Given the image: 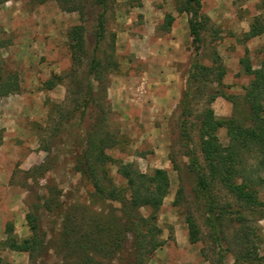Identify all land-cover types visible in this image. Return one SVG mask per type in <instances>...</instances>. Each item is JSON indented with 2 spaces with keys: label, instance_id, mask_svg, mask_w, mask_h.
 Wrapping results in <instances>:
<instances>
[{
  "label": "rangeland",
  "instance_id": "rangeland-1",
  "mask_svg": "<svg viewBox=\"0 0 264 264\" xmlns=\"http://www.w3.org/2000/svg\"><path fill=\"white\" fill-rule=\"evenodd\" d=\"M91 1L0 0V89L10 90L0 95V264H62L51 253L45 259L17 248L32 238L53 246L65 215L80 222L85 212H95L104 222L119 206H88L95 181L90 170L97 183L123 190L128 200L119 172L124 167L147 176L162 170L168 179L159 209L139 210L143 218L153 216L160 243L142 264H235L232 254L243 246L264 262V220L225 216L221 249L212 242L181 133L184 128L189 148L208 173L202 123L234 117L249 124L244 93L252 76L246 67L259 68L264 31L245 35L255 23L264 29L260 0L201 1L199 44L190 34L193 17L184 0H106L96 77L88 75L99 12ZM89 136L104 149L102 165L93 160ZM216 137L222 147L228 145L225 128ZM244 161L245 176L262 178L253 191L264 203L257 159L245 155ZM211 182L216 204L237 209L235 197ZM44 199H55L54 213L41 208ZM188 218L197 227L195 243L188 239Z\"/></svg>",
  "mask_w": 264,
  "mask_h": 264
},
{
  "label": "trees",
  "instance_id": "trees-1",
  "mask_svg": "<svg viewBox=\"0 0 264 264\" xmlns=\"http://www.w3.org/2000/svg\"><path fill=\"white\" fill-rule=\"evenodd\" d=\"M201 1L203 0H184L185 10L193 17V21L189 24L190 34L197 44L200 42L201 31L197 9ZM91 4L97 7L99 12L96 16L94 49L88 75L96 77L100 65L96 58V48L105 38L106 0H92ZM260 5L264 13V0H260ZM166 19L167 23L171 21L169 16H166ZM263 31L264 29L258 23L252 24L245 38L250 39L259 36ZM195 53H197V49ZM194 64L195 61H193L191 68H194ZM246 74L252 76V81L244 93L249 124L243 125L234 117L228 120L209 119L202 123L201 152L207 159L208 173H205L199 165L195 153L189 148L190 142L185 135L184 128L181 129L182 137L188 147V167L195 176L196 194L205 215L206 225L211 232L212 242L218 249H221L219 238L221 218L235 216L248 221L259 222L264 220V203L257 200L253 191L256 181L259 180L260 182L262 178L252 175L247 177L240 167L246 164L245 155H251L257 159V167H254L257 170L256 173L259 171L264 175V57L257 70L253 71L247 66ZM193 76L192 69H190L188 78H193ZM88 87V96L91 97V83H88ZM9 92V89L2 87L0 89L1 96H5ZM184 99L183 105L186 104V95ZM220 128H225L227 132L228 145L226 147H222L216 137V132ZM89 138L91 139L88 142L89 147L92 146L89 150L93 154V160L102 165L104 163V149L99 145V142L98 144L93 142V137L89 136ZM85 157L89 163L90 158ZM91 170L93 169L91 168ZM91 170V178L95 181L92 185L93 193L88 196L90 198L88 206L93 208L102 207L106 202L117 203L119 206L118 209H115L117 211H109L104 222L96 216L95 212H85V216L82 215L80 222H76L70 215H65L57 234V242L55 241L53 246L44 247L38 239L32 238L29 241H23L18 246V250L27 252L30 256L35 253L36 256L45 259L51 253V256L56 257L62 264H76V261L80 264H109L114 259H118L120 262L125 257L128 264H142L144 258L160 246L154 235L158 231H152L155 228V226H151L153 216L143 218L139 215V210L147 208L155 213L159 209L167 193L168 179L166 173L162 170H155L147 176L125 167L122 168L119 172L126 181L129 192V199L127 200L123 196V190L111 185L103 186L97 183V176ZM78 171L80 172L79 169ZM211 180H217L229 194L235 197L237 209L231 205L223 207L216 204L211 191ZM57 207L55 199H44L41 202V208L47 213H54ZM116 212H119V215H115ZM27 220L31 231L35 233L37 227L34 221L29 217ZM186 225L189 242L195 243L198 231L193 219L188 218ZM143 229L146 230L145 233ZM129 235L132 236L131 239ZM36 246H38V251L34 250ZM243 247L232 254L235 264H264L261 258L252 257ZM100 261L104 263H99Z\"/></svg>",
  "mask_w": 264,
  "mask_h": 264
}]
</instances>
